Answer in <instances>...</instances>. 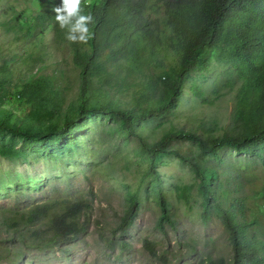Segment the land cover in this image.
Returning <instances> with one entry per match:
<instances>
[{"label": "trees", "instance_id": "obj_1", "mask_svg": "<svg viewBox=\"0 0 264 264\" xmlns=\"http://www.w3.org/2000/svg\"><path fill=\"white\" fill-rule=\"evenodd\" d=\"M0 1V27L23 45L19 53L0 47V130L43 141L80 129L95 113L115 119V129L139 137L138 152L147 161L143 177L153 180L161 207L159 229L178 223L158 169L162 158L174 153L190 163L198 179L203 222L216 215L228 233L231 257L208 255L202 262L264 264V183L253 181L250 187L237 171L182 152L173 143L189 139L218 162L225 148L264 161V0H81L94 20L86 42L68 41L58 28L52 5L60 0ZM213 61L227 63L224 85L234 96L228 122L223 125L206 112L191 117L200 115L193 112L171 122L159 136L152 135L154 128L144 132L142 122L178 109L186 82L195 72L209 70ZM71 65L78 76L76 88ZM189 91L202 109L214 102L196 82ZM15 104L24 106L25 114L13 110ZM18 154L15 146L0 145V155ZM178 195L190 201L185 192ZM138 205L139 195L130 194L112 228L119 238L106 239L110 248L130 251L127 237ZM92 207L87 198H53L16 217L3 216L0 230L12 232L9 238L28 248L63 249L85 233ZM34 223L39 225L32 227ZM144 247L162 257L154 241L145 238Z\"/></svg>", "mask_w": 264, "mask_h": 264}, {"label": "rangeland", "instance_id": "obj_2", "mask_svg": "<svg viewBox=\"0 0 264 264\" xmlns=\"http://www.w3.org/2000/svg\"><path fill=\"white\" fill-rule=\"evenodd\" d=\"M3 8L4 2L0 1V21ZM1 46L18 53L23 47L12 42L10 35L0 27ZM21 67L27 73L26 64ZM226 68L227 63L213 61L209 70L195 72L186 82L187 91L178 109L165 117L142 122L144 132L154 128L152 135L159 136L171 122L187 118L193 112L200 115L191 117H200L206 112L225 125L230 118L226 112L234 100L233 89L224 85L228 79ZM69 74L76 88L78 76L72 65ZM192 82L202 87L214 102L202 109L189 91ZM12 107L21 115L26 112L24 106L15 104ZM115 121L95 113L80 129L43 141L23 139L0 130V145H13L19 152L16 156L0 155V221L3 216L16 217L30 206L53 198H87L93 204L85 233L64 243L63 249L28 248L17 239H10L12 232L7 234L1 229L0 264H205L202 259L208 255L231 257L228 233L220 219L213 215L208 224L202 220V198L192 166L174 153L165 155L158 169L163 180L162 189L178 223L176 228L165 223V230L159 229L161 207L153 180L150 176L143 177L147 161L145 154L138 152L139 137L121 133L115 129ZM173 143L182 152L189 151L200 159L215 162L220 168L237 171L239 178L250 187L253 181L264 183V161L259 158L225 148L218 162L212 154L201 152L189 139ZM179 190L190 196L189 202L178 195ZM132 193L139 195V215L127 237L131 249L121 252L118 246L110 248L106 239L119 238L112 228L118 223ZM37 225L39 223H34L32 227ZM145 238L154 241L161 258L148 252L144 247Z\"/></svg>", "mask_w": 264, "mask_h": 264}, {"label": "clouds", "instance_id": "obj_3", "mask_svg": "<svg viewBox=\"0 0 264 264\" xmlns=\"http://www.w3.org/2000/svg\"><path fill=\"white\" fill-rule=\"evenodd\" d=\"M54 19L68 41L86 42L92 35L91 24L94 23L91 11L83 10L81 0H60L52 5Z\"/></svg>", "mask_w": 264, "mask_h": 264}]
</instances>
